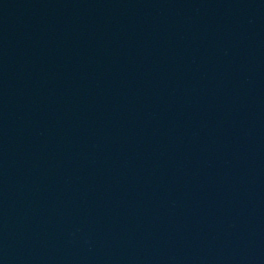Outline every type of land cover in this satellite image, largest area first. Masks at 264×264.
Here are the masks:
<instances>
[{
  "label": "water",
  "instance_id": "1",
  "mask_svg": "<svg viewBox=\"0 0 264 264\" xmlns=\"http://www.w3.org/2000/svg\"><path fill=\"white\" fill-rule=\"evenodd\" d=\"M264 264V263H263Z\"/></svg>",
  "mask_w": 264,
  "mask_h": 264
}]
</instances>
